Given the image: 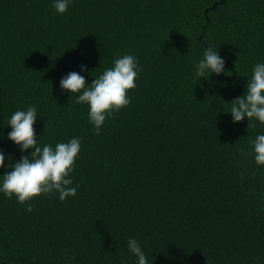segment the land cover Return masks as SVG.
Listing matches in <instances>:
<instances>
[{"label": "trees", "instance_id": "16d2710c", "mask_svg": "<svg viewBox=\"0 0 264 264\" xmlns=\"http://www.w3.org/2000/svg\"><path fill=\"white\" fill-rule=\"evenodd\" d=\"M53 3L0 0V184L10 158L33 151L7 122L35 106L41 147L81 138L79 187L31 212L0 192V264H138L130 237L148 264H264V165L239 154L264 125L227 112L264 63V0H71L63 15ZM209 46L225 72L197 81ZM124 54L142 71L97 135L60 80L91 84Z\"/></svg>", "mask_w": 264, "mask_h": 264}, {"label": "clouds", "instance_id": "9594fccd", "mask_svg": "<svg viewBox=\"0 0 264 264\" xmlns=\"http://www.w3.org/2000/svg\"><path fill=\"white\" fill-rule=\"evenodd\" d=\"M71 0H54V10L63 15ZM87 70L86 65H81ZM142 69L136 57L124 54L113 60V66L106 68L91 84L86 83L84 76L78 72H69L60 80L62 91L76 94V104L89 106V123L93 131L99 135L107 118H114V113L131 103L128 92L136 87V79ZM225 72V61L218 55V51L211 46L204 51L203 58L196 64L194 77L199 81L211 73ZM230 112L233 123L248 118L247 128H255L256 121L264 125V63H257L252 69L251 78L246 85V92L230 101ZM35 106H28L26 110L15 111L7 125L11 131L8 139L20 147L21 152L33 149L29 155H22L18 161L11 162L10 171L4 172L0 192L8 199L15 198L20 204L27 205L31 212L33 206L30 201L36 197L50 193H58L59 200L75 196L79 185L71 187L73 181L70 174L74 170L76 158L81 151V138L73 137L68 142H60L53 147L44 144L42 147L36 138L34 124L37 118ZM250 151L239 149L243 158L254 155L255 163L264 165V134L257 135L250 141ZM5 166V155L0 149V167ZM128 250L138 258V264H148L138 240L130 237L127 241Z\"/></svg>", "mask_w": 264, "mask_h": 264}, {"label": "water", "instance_id": "95a60500", "mask_svg": "<svg viewBox=\"0 0 264 264\" xmlns=\"http://www.w3.org/2000/svg\"><path fill=\"white\" fill-rule=\"evenodd\" d=\"M217 3H218V2H217ZM217 3L213 4L212 8H214V7H215V5H216Z\"/></svg>", "mask_w": 264, "mask_h": 264}]
</instances>
